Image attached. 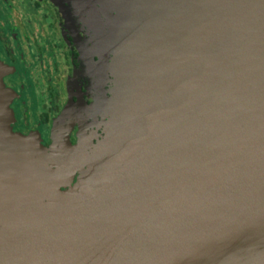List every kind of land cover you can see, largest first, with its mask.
Masks as SVG:
<instances>
[{"label": "water", "instance_id": "obj_1", "mask_svg": "<svg viewBox=\"0 0 264 264\" xmlns=\"http://www.w3.org/2000/svg\"><path fill=\"white\" fill-rule=\"evenodd\" d=\"M105 7L109 30L105 42L113 39L116 54V94L110 110L113 131L89 160H85L84 143L74 149L79 175L96 161L95 177L78 195L70 197L71 191H66L53 207L26 209L18 221L11 212L13 204L3 209L4 196L0 197V231L13 224L1 232L0 264H264V219L253 218L260 194L258 177L264 175V0H105ZM181 18L196 25L211 24V58L163 95L136 105L135 54L139 47H149L153 32ZM232 29L237 35L235 46ZM195 30L194 42L189 44L196 51L203 32ZM168 54L167 45L162 64ZM252 60L258 63L252 65ZM248 65L260 69L259 79L242 73ZM157 69L161 72L165 67ZM117 95L121 106L114 118ZM11 100L0 76V190L4 181L25 186L38 179L36 162L45 156L32 136L11 132ZM221 118L230 122L225 130L235 137L252 128L261 130L233 143V138L218 132ZM189 122L200 125L203 139L212 141L208 150L226 146L229 156H209L207 150L203 166H197L192 177L185 172L173 182L165 180L162 191L153 189L152 179L163 167L162 138L173 126ZM227 138L230 142L223 143ZM64 145L57 140L49 155L57 172ZM232 147H245L257 164L258 177L254 185L251 177L249 196L236 197L224 190L225 185H235L234 175L223 177L233 157ZM12 150L20 164L15 179L7 175L2 158ZM167 156L168 152L165 162ZM169 162L171 166H166L172 172L176 164L174 159ZM182 164L178 168L188 171L187 163ZM244 170L238 169L236 176ZM227 194L235 197L233 203L222 199Z\"/></svg>", "mask_w": 264, "mask_h": 264}, {"label": "rangeland", "instance_id": "obj_2", "mask_svg": "<svg viewBox=\"0 0 264 264\" xmlns=\"http://www.w3.org/2000/svg\"><path fill=\"white\" fill-rule=\"evenodd\" d=\"M89 15H91V17L88 18L90 23H92L93 29L90 32L92 42L89 45L90 52L87 53V59L94 62L93 64H91L90 69L92 71V77L95 81L94 104L93 108H89V115L92 121L91 126H97V128H99L97 130V133L100 135L97 136L95 142H93L92 144L89 143L87 145V156L85 160H89L95 154L97 148L104 142L107 134L109 136V134L113 131L114 121L110 126L112 116L110 112L108 113L107 108L109 101L112 108L116 94L114 88L113 90L111 88L109 89L105 84L106 80L108 79V76L106 77V74L108 72L106 69V65L109 57L106 53V45L108 44V42H105V39L102 37V33L100 30L101 21L99 20V30L96 31V22L98 21V18H96V16L93 14ZM195 29L203 32V36L201 38V47L199 48L200 51H195L189 44V41H191L192 43L194 42V39L192 37L195 34L194 32H196ZM181 30H185V33L187 34L183 33ZM232 30V42L233 46H235L237 35L235 33V29ZM170 33H172V37L170 41L165 44L166 37L170 36ZM150 43L151 44L149 45V47H139L138 53H136L134 56V75L139 80L137 84L138 96L135 100L136 105L142 103V101L146 99L163 95L169 89L177 85L188 73L198 68L200 65L211 58L213 52L211 24L209 23L203 25L197 23L196 25L189 18H181L175 25L171 24L170 26H163L157 32H153ZM167 45L169 46V54L167 58L163 60L164 62L162 64L160 58L162 53L167 49ZM82 55L86 56L85 53H83ZM250 58L251 57H248V59ZM251 63L253 65L254 63L257 64L258 62L252 60ZM235 64L236 59L233 58V66H235ZM157 66H164L165 70L160 72V70L157 69ZM248 66L245 67L247 70L242 71V73L245 72L248 79H251L254 75L258 78L260 69H256L255 66ZM60 67L62 68L61 64ZM66 70H68V68ZM36 71L37 77H39V75L45 76V81H47L46 75H48V73H50L51 76H54L56 74L54 72V69L50 71L46 70L45 73L47 74L45 75L40 74V72L42 71L39 70V68H37ZM233 71L234 67H232L229 76H233ZM112 72L114 71L112 70ZM67 75L68 73L62 71L59 77L60 79H65ZM111 85L113 86V80L110 84V87ZM247 85L248 84H245L246 87ZM40 86H44V84L40 83ZM120 106L121 97H118L117 95L115 101L114 118L118 116ZM95 113L97 114V116ZM221 120L222 122L219 121L220 125L218 132L221 133L223 131L226 136L233 138V143L238 142L240 140L239 137L247 136L248 138H250V132L254 134L261 130L260 127H258V129L252 128V131L247 130L249 131L247 132L245 130L241 132L240 136L235 137V135H231L232 132L230 129H227V132L225 130V127L229 125L230 122L224 120V118H221ZM227 127L230 128L229 126ZM108 129L110 131H108ZM99 130H101V132H99ZM212 134L215 135L216 133L214 134L213 132ZM211 138L217 139V137L215 136H212ZM48 139L50 143V135L48 136ZM258 140H261V136H258ZM42 141V138H40L39 136L34 138L35 144L40 147L41 151H43L45 155L41 156L44 157L43 159H38L36 162L37 169L35 170V172L36 174H38V179H36L35 177L33 181L28 182V184L25 186H18L14 182H12V185V183L4 181V188L2 187L0 190V197L2 198V196H4L1 201L3 209H9L10 206L8 204H13V210L11 212L16 215L14 217V220H20L19 216L23 214V212L28 211L26 209H44L48 206L53 207L58 202V199L61 197V195L66 191H71V195L69 194L70 197L78 195L89 185L90 182L93 181L95 177L97 167L96 161L93 162L92 166L88 168L86 167V165H83V168L86 167V169L82 173V175H79L80 170L76 167V164L74 165V160H77L74 150L76 148V144H73L72 142H69V145L68 143H65L64 151L61 154L62 163L60 165V172H57L53 162V157L49 156L52 154L51 149L53 148V145L51 148H47L42 144ZM229 142L230 141H228V138L224 139L223 141V143L225 144ZM160 143L159 154L162 157L163 167L156 172L152 179L151 185L153 189L158 188L159 191H162L160 190V187H164L165 180H170V182H173L179 176H183L185 172H189V175H187L192 177L194 175V172L196 171L195 168L197 166H203L202 163L204 161V153L207 152L208 147L212 144V141L208 138L203 139V130L201 129L200 125L194 122H189L179 123L173 126L164 135ZM3 148L5 150L8 149L7 141L4 142ZM241 148H231V154L233 155V157L230 158L228 168L223 173L224 178L234 175L232 176V179L235 181V185H225L224 190L225 192H229L236 197L249 196L251 194V177L253 178L252 185L256 183L258 177L257 164H255L253 155H251L249 151L244 150L245 147ZM224 150L229 151V147H210V149L208 150V154L209 156L213 154L217 156L222 154L225 156H229V152H226ZM167 152L168 156L165 162L164 157ZM4 153L7 155V152ZM14 157L16 158L15 155ZM2 158L5 160L6 157L2 156ZM10 159L12 161L6 160V167L4 169L10 179H12L19 176V167L15 165V161L13 160V158L10 157ZM171 159H174L176 164L172 172L170 171L171 167L166 166H171V163L169 162L171 161ZM184 161L187 163L188 171L186 169L178 168V166H185V164H182V162ZM207 163L208 160L204 163V166ZM240 168H245V170L241 175L236 176V174L239 173L237 172V170ZM187 175L185 174V177H187ZM72 176L74 177L73 179ZM183 179L180 181L181 185H183ZM191 183L192 185L194 184L193 181ZM171 184H173V187L176 186V184L174 186V183ZM257 189L260 191V194L256 199V209H254L255 214L253 218L256 220H262L264 219V194H262L261 192L264 191V175L258 177ZM165 190H169L168 187ZM230 194L225 195L222 199L226 202L231 201V203H233L232 201L235 199V197H232V195ZM246 200L250 202L251 197H247ZM203 214L205 215L206 213L204 212ZM4 227H6V225ZM10 227H13L12 223L9 224L8 228ZM6 229L1 230L0 233L2 231L4 233ZM3 233H1L0 240H4ZM11 254H13V251H11ZM30 255L31 254L27 252V256Z\"/></svg>", "mask_w": 264, "mask_h": 264}, {"label": "flooded vegetation", "instance_id": "obj_3", "mask_svg": "<svg viewBox=\"0 0 264 264\" xmlns=\"http://www.w3.org/2000/svg\"><path fill=\"white\" fill-rule=\"evenodd\" d=\"M106 10L105 0H0V76L12 99L11 132L33 140L39 136L47 148L60 139L76 146L82 142L85 149L95 142L100 134L89 115L95 81L94 62L87 59L93 29L88 17L98 18L97 31L100 21V26L108 22ZM113 44L108 39L105 84L116 91ZM37 68L42 75L52 69L56 74L48 73L45 81V76L37 77ZM62 71L68 73L65 79L59 77ZM9 153L13 158L15 152Z\"/></svg>", "mask_w": 264, "mask_h": 264}, {"label": "bare ground", "instance_id": "obj_4", "mask_svg": "<svg viewBox=\"0 0 264 264\" xmlns=\"http://www.w3.org/2000/svg\"><path fill=\"white\" fill-rule=\"evenodd\" d=\"M105 23V22H104ZM101 33H102V37L105 39V41H106V34H107V36L109 35V30L106 28V26H105V24H102L101 25ZM108 113L110 112V110H111V104H110V101H109V103H108ZM11 155V153H9V152H7V155L5 156L6 158H5V163H6V160L8 161V160H11L10 159V156ZM15 155V154H14ZM13 160L15 161V165L17 166V167H19V172H20V164H19V161H18V159H16L15 157H13ZM6 167V164H4V168ZM15 178H17V177H15ZM15 178H12V179H15ZM56 209H60V207L59 208H56ZM56 212H57V210H56ZM47 219V218H46ZM53 220H54V218H53ZM38 228H39V230H40V228H41V226L40 225H38Z\"/></svg>", "mask_w": 264, "mask_h": 264}]
</instances>
